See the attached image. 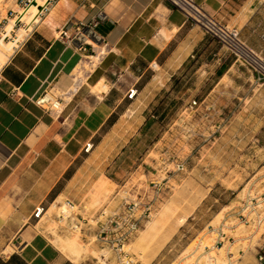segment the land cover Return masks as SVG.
<instances>
[{
    "label": "crops",
    "instance_id": "1",
    "mask_svg": "<svg viewBox=\"0 0 264 264\" xmlns=\"http://www.w3.org/2000/svg\"><path fill=\"white\" fill-rule=\"evenodd\" d=\"M22 1L2 0L0 33ZM41 1L47 4L38 22L0 68V264H74L35 231L32 210L73 194L87 146L131 110L148 77H158L155 67L168 82L186 61L205 55L223 71L235 64L224 47L163 0ZM195 2L239 29L241 40L264 59V0ZM78 67L82 78L74 77ZM56 90L63 99L60 113L35 103ZM252 237L233 264L255 262ZM254 245L264 246V231Z\"/></svg>",
    "mask_w": 264,
    "mask_h": 264
},
{
    "label": "rangeland",
    "instance_id": "2",
    "mask_svg": "<svg viewBox=\"0 0 264 264\" xmlns=\"http://www.w3.org/2000/svg\"><path fill=\"white\" fill-rule=\"evenodd\" d=\"M1 4L2 0L0 8ZM23 29L17 37L26 33ZM10 52L6 51L7 56ZM84 68L90 66L85 63ZM152 73L158 77H148L150 83L140 87L131 110L104 131L94 147L87 146L85 159L78 162L73 194H61L32 210L35 231L58 239L51 242L61 251L62 241L76 242L84 251L81 264L110 262L105 261L110 253L94 239L91 218L105 206L115 207L125 189L131 190L133 198L153 203L149 218L127 246L136 264H192L195 260L203 264L208 252L217 253L218 261L224 263L227 251L237 256V248L244 249L248 243L246 237L253 236L254 245L263 232L264 224L253 229L237 219L234 211L247 193L264 188V80H257L238 62L223 71L206 55L186 61L168 82L159 68ZM77 76H83L80 67L74 72ZM192 101L196 105L191 107ZM147 115L152 122L145 128ZM189 125L197 126L199 132L185 135L183 129ZM102 176L110 183L106 181V196L96 201L92 187ZM61 208L70 211L65 225L79 221L78 237V231L58 226ZM39 210L44 211L38 214ZM219 229L226 235L222 245H216ZM139 233L145 237L142 245L137 244ZM227 237L235 243L230 244ZM6 248L11 251L10 246Z\"/></svg>",
    "mask_w": 264,
    "mask_h": 264
},
{
    "label": "built area",
    "instance_id": "3",
    "mask_svg": "<svg viewBox=\"0 0 264 264\" xmlns=\"http://www.w3.org/2000/svg\"><path fill=\"white\" fill-rule=\"evenodd\" d=\"M31 1L32 0L22 1L20 10L29 7ZM163 1L179 10L187 21L197 25L206 35L214 39L221 47H224L226 51L234 57L235 62L248 67L255 74L257 80H264V59L241 40L239 29L219 22L204 11L195 0ZM39 13L40 12L37 10L35 15L37 19L35 18L33 20L32 25L38 22ZM19 15L20 12L18 15L14 16V29L16 30L20 27L27 29L26 24L17 18ZM29 31H26V33ZM22 38L18 39L16 32H12V36L8 37V39L13 42L14 47L20 43ZM35 103L45 111L58 114L62 110L63 99L53 91H45L35 99ZM194 105H196V101H192L190 106L192 107ZM121 194L120 202L115 207L110 208L109 206H105L92 216L91 221L94 226V239L101 243L102 247L110 253V256L105 259L106 262L108 259H111L108 264H136L135 259L127 250V246L146 219L149 218L153 203L151 200L143 202L141 199H138L137 196L133 198L131 190H122ZM237 207L239 209L237 219L244 225L252 224L253 229L261 228L264 224V188L261 191H257L256 194L251 191L247 193L244 200H242ZM64 210L61 209L58 214L57 221L58 224H60L58 226L73 233H76L78 230L79 233L81 230L79 221H72L65 225V222H67L69 218L70 211L68 209ZM42 211L44 210H39L38 214ZM219 234L220 241L217 242L216 245L221 244L226 238V235L221 229H219ZM251 237L250 235L245 238L248 243L244 249L242 248L239 251L237 256L231 251H227V258L224 263L218 261L216 256L217 253L211 257L210 261H203L202 263L233 264L236 260L240 259V255L246 251ZM227 241L231 244L233 238L227 237ZM220 248H222V246ZM253 248L255 251V262L247 264H264V246L253 245ZM209 250H213V248H209ZM207 254H209V252ZM102 257L105 258L104 255H102ZM192 264H199L198 260H195Z\"/></svg>",
    "mask_w": 264,
    "mask_h": 264
},
{
    "label": "bare ground",
    "instance_id": "4",
    "mask_svg": "<svg viewBox=\"0 0 264 264\" xmlns=\"http://www.w3.org/2000/svg\"><path fill=\"white\" fill-rule=\"evenodd\" d=\"M36 1V5H41L43 2L41 0H35ZM44 4V3H43ZM28 9H24V10H19L20 11V15L17 17L19 18L21 21H23L26 24V28L27 29H23V31L29 30L31 28L32 22L33 20L37 17L35 16L37 13V6L35 5H30L29 7H27ZM13 24H14V19H11L9 21L8 24H6L4 26V30L0 35V68L1 66L4 64L6 58H7V53L6 51L9 50L10 48H12L11 44L9 45V42H7L5 40V37L10 35V31L13 29ZM22 34L19 35L18 39L21 38ZM12 43V42H11ZM96 63V62H95ZM184 134L188 135V136H193L194 134H197L199 132V129L197 126L195 125H189V126H185L184 129ZM106 181L109 182V180H107V178H104L102 176V178L98 179V182L95 184L94 187V191H93V198H95V200H99L103 195L107 194V189H106ZM110 183V182H109ZM111 185V184H110ZM91 195V194H90ZM106 196V195H105ZM60 197V196H59ZM57 198V197H56ZM103 198V197H102ZM61 199V198H60ZM94 200V201H95ZM56 201V200H55ZM58 202V201H57ZM52 205V204H51ZM52 207H55L54 204L52 205ZM57 207V206H56ZM62 210H64L63 208H61ZM65 211V210H64ZM47 213V212H46ZM52 218V217H51ZM38 225V224H37ZM49 225V224H48ZM148 225V223H147ZM50 228V227H48ZM52 231V230H51ZM54 231V230H53ZM78 231V230H77ZM76 231V232H77ZM56 235V234H55ZM49 236V235H48ZM78 237V232L77 235ZM58 237V236H57ZM50 238V237H49ZM144 234L143 233H139V236L136 237L137 239V244L142 245L143 243V239H144ZM60 240V239H59ZM53 241V240H51ZM55 241V240H54ZM53 241V243H54ZM56 243L58 242V239H56L55 241ZM55 243V244H56ZM76 243V242H75ZM75 243H69V242H64L62 241V251L66 252V256L74 263V264H81L80 263V258L81 255L84 251L80 250L79 247L75 244ZM202 244L200 243L198 244V248L202 249ZM61 247V246H60ZM211 248L214 249V246H211ZM221 249V248H220ZM194 252V250H191ZM107 252V251H106ZM191 253V252H190ZM212 254V253H211ZM106 255V254H105ZM191 255V254H188ZM192 256V255H191ZM188 257V256H186ZM184 257V258H186ZM211 257H213V255L211 256L210 254H208L205 258V262L210 261ZM202 258V257H201ZM100 260V258H99ZM183 264V263H182ZM186 264V263H185Z\"/></svg>",
    "mask_w": 264,
    "mask_h": 264
},
{
    "label": "water",
    "instance_id": "5",
    "mask_svg": "<svg viewBox=\"0 0 264 264\" xmlns=\"http://www.w3.org/2000/svg\"><path fill=\"white\" fill-rule=\"evenodd\" d=\"M46 4L47 3H45L44 5H42V6H40V5H36V1L35 0H32L31 1V3H30V5H35V6H37V10H38V12H41L45 7H46ZM28 9V8H27ZM26 9V10H27Z\"/></svg>",
    "mask_w": 264,
    "mask_h": 264
},
{
    "label": "trees",
    "instance_id": "6",
    "mask_svg": "<svg viewBox=\"0 0 264 264\" xmlns=\"http://www.w3.org/2000/svg\"><path fill=\"white\" fill-rule=\"evenodd\" d=\"M194 61V60H190ZM152 120L150 119V116L147 115V119L145 120L144 127H148L151 124Z\"/></svg>",
    "mask_w": 264,
    "mask_h": 264
}]
</instances>
